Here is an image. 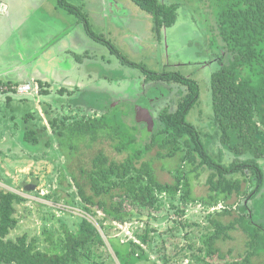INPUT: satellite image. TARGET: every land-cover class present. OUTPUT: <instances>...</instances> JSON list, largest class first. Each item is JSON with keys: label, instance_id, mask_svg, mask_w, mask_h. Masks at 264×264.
<instances>
[{"label": "trees", "instance_id": "16d2710c", "mask_svg": "<svg viewBox=\"0 0 264 264\" xmlns=\"http://www.w3.org/2000/svg\"><path fill=\"white\" fill-rule=\"evenodd\" d=\"M132 1L151 15L157 34L176 21V2ZM207 1L214 15L209 28L214 36L212 43L218 50V68L210 78L218 154L210 147L209 137L213 135L203 133L187 119L199 99L197 82L174 71L143 68L145 81L176 84L183 96L174 110L162 108L152 125L141 119L152 130L141 146L136 145V137L128 132L121 116L111 114L112 107L94 99L79 118L71 119L59 111L50 115L45 110L47 124L32 108L22 116L21 142L33 148L29 156L55 165L58 182L66 181L67 189H74L64 202L84 214L74 231L65 228L56 236L46 230L50 247L41 248L36 236L24 233L10 237L18 225L17 205L26 198L0 189V264H262L258 259L264 257V0ZM59 5L75 14L90 36L99 38L79 8L65 0H59ZM105 43L121 55L110 42ZM37 84L38 94L48 95L46 85L50 83L37 80ZM17 85L10 82L9 92L17 95ZM61 88L59 93L63 95ZM33 95L17 96L24 101ZM13 99L11 95L6 97L8 105ZM71 99L73 95L54 99L59 104L51 101L58 109L64 104L73 108L80 105ZM92 111L96 112L94 116H86ZM149 111L153 117V109ZM100 138L110 139L113 148L126 152V156L118 161L99 150L88 165H79L77 175L69 165L70 159L80 145L87 147ZM154 147L158 158L179 159L170 182L160 181L151 161L144 159ZM60 158H64L63 163ZM203 171L208 172L207 194L195 196L190 176L197 177ZM232 196L237 201L226 204ZM220 203L224 205L217 208ZM189 204L203 206L201 222H188L184 217ZM166 207L167 211L157 216ZM171 213L176 218H171ZM89 217L95 218L98 227ZM163 221H172L173 225L160 230ZM127 223L131 236L111 234L117 225ZM193 226L201 227L199 234ZM235 231L245 237L244 251L237 254L232 247L221 246L233 239Z\"/></svg>", "mask_w": 264, "mask_h": 264}, {"label": "rangeland", "instance_id": "374dc122", "mask_svg": "<svg viewBox=\"0 0 264 264\" xmlns=\"http://www.w3.org/2000/svg\"><path fill=\"white\" fill-rule=\"evenodd\" d=\"M30 1H33L35 6L33 4L28 6V0H26L28 18L24 34L15 39L13 45L6 39L9 46L4 51L0 48V58L9 60L14 58L16 63L21 64L22 59L24 61V57L27 56L31 61L28 66L22 68L27 74L33 71L51 73L53 67L59 66L61 68L58 69L69 72L72 79L67 80V85L62 84L63 86L48 79L50 83L49 86L46 85L49 88L48 95L38 94L39 87L36 80L35 83L32 82L36 86L33 98L27 97L24 101L14 99L8 107L0 104V189L15 191L26 198L24 202L17 205L18 225L11 231L10 237L14 238L26 233L30 237L36 236L41 248H48L50 242L47 240L46 230L56 236L63 233L65 228L74 231L80 216L84 213L80 208H72L64 202L66 195L72 193L74 189H67L66 181L61 184L58 182V173L53 171L55 165L39 156H29L28 153L33 148L22 144L21 133L18 131L21 128L24 113L36 108L44 118L45 124H47L45 110L50 115L58 111L67 113L71 119H74L84 115L86 105L92 103L94 99L100 104L112 107L111 114L121 116V121L126 125L128 132L136 137V145L141 146L149 140L152 132L150 126L145 125V122L138 118L142 108L150 107V110L153 109V117L157 118L162 108L174 110L183 96V90L176 84L145 81L146 75L143 68L156 72L174 71L197 82L199 99L189 111L187 119L203 133L213 135L212 138L209 137L212 143L210 147L214 154H218L217 149H220V144L214 137L216 130L212 126L210 89L211 74L218 68L217 59H215L218 50L215 48V43H212L214 40L212 28L209 29L214 21V15L206 0H161L165 3L176 2L179 7L175 23L170 27H162L158 34L153 28L151 15L132 0H65L79 8L86 16L92 32L105 42H110L121 55L113 52L110 46L99 38L90 36L83 22L75 14L60 7L59 0ZM55 7L60 13L55 10ZM73 19L77 21L76 26L72 24ZM72 30L74 31L67 39L73 40L72 37L77 35L75 41L78 43L79 49H76L78 52L72 51L75 52L73 54H70L69 50L61 52L60 47L57 50L59 44L54 46L52 43L61 38L63 33L69 34ZM44 41L47 42L44 47L47 48L45 54L43 53L44 59L48 60L42 61L44 59L40 58L38 62L40 50L36 53L32 51L35 46L43 44ZM66 41L64 38L63 44ZM83 50L84 53L79 54ZM54 51L57 52L58 57H54ZM7 64L10 66V63ZM81 82L85 85L89 84L84 88L80 85ZM61 87H64L63 95L59 93V90L63 89ZM78 89L83 91L80 92ZM72 95L71 102L76 100L80 107L73 108L71 105L64 104L61 108H56L59 103L54 99ZM150 96L160 98L151 101ZM51 100L57 104H52L54 102ZM95 113L92 111L86 113V116H94ZM5 129L7 132H3ZM2 135L6 136L5 141ZM111 143L110 139L100 138L88 143L87 147L80 145L79 152L70 159V167L78 175L79 165L82 163L88 165L90 158L99 150H102L109 158L122 160L127 153H119ZM156 152L157 148L154 147L144 159L151 161L160 181H172V172L178 165L179 159L177 157L161 159L156 157ZM60 161L63 163L64 158H60ZM207 175V171H203L197 177L191 174L192 192L195 196L207 194ZM26 184L33 185V188L26 190L24 187ZM53 190L57 192V195L52 196ZM47 195L50 197H46ZM234 201L236 202L237 198L232 196L226 204L234 203ZM223 205L220 203L217 208ZM166 211L167 207L157 216ZM98 216H102L100 211ZM203 216V206L200 204H189L184 215L188 218V222L192 220L201 222ZM171 218H176L174 213H171ZM90 219L96 223L95 218ZM171 225H173L172 221H163L160 230H165ZM96 226L98 227V223ZM191 228L196 229L194 226ZM200 229L201 227L196 229L198 234ZM100 232L104 238L103 231L100 230ZM111 234L131 236L130 224L117 225L112 229ZM244 240L243 233L235 231L233 239L221 246L223 249L232 247L237 254L244 251ZM115 261L117 262L116 259ZM258 262L264 264V257L258 259ZM184 263H187L186 259Z\"/></svg>", "mask_w": 264, "mask_h": 264}, {"label": "crops", "instance_id": "0c3cea01", "mask_svg": "<svg viewBox=\"0 0 264 264\" xmlns=\"http://www.w3.org/2000/svg\"><path fill=\"white\" fill-rule=\"evenodd\" d=\"M25 3H26V0H0V48L2 49V51L6 50V48L9 46L8 45L9 43L13 45L15 43L14 40L20 38V36L22 34H24L25 29L27 28L26 20L28 18L27 17L28 16V8H26ZM31 4L34 5L33 1L31 2L30 0H28V6H30ZM55 10L58 13H60L57 10V7H55ZM75 20L76 19L72 20V21H74V22H72L73 25H75L77 22ZM73 31L74 30L69 32V34L63 33L61 35L62 37L57 39L56 41H54L52 43V45L55 44L58 46V44H59V46L57 47V50L60 47L61 52H65V51L67 52V50H69L68 52H70V54H73L75 52L77 53L78 50H76V49L78 48L77 47L78 43H76V41H75V38L77 35L75 34L74 37H72L73 40L67 39V37ZM64 38L67 40L65 42V44H63V42H62V40ZM6 39L10 40L8 44H7L8 41H6ZM45 44H47V42L44 41L43 44L35 46V49L32 51V53H36V51L40 50L38 53L39 57L37 58L38 62H40V60H41L40 58H43V59L45 58L44 54L47 51V48H44ZM72 51H75V52H72ZM81 53H84V50L81 51L79 54H81ZM22 54H24V52H22ZM53 54H54V57L55 56L58 57L57 52L54 51ZM82 56H83V54H82ZM24 58H25V60L23 61V59H22L21 64L16 63L17 61L14 58H12V60H9L8 58H4V57L0 58V104H2V105L5 104L8 107V103L6 102V97L8 95L13 96L14 99H17V100L22 98V97H19L17 95H14L12 93L13 91L9 92L8 84L10 82L15 83V84H21L23 82H30L32 84V82H35L36 80H43V81H47V82H49V80H52V82H54V83L56 82L60 85H62V84L67 85L66 81L72 79L69 72H66L65 70L60 71L58 68H61V67H59V66L53 67V70H51V73H48L45 71H38L36 73L33 71L31 74H27L26 72H24V69H22V68H24V66L25 67L28 66L29 61H31V60H28L27 56ZM34 58H35V56L33 57V59ZM46 60H48V59H44L42 61H46ZM7 61H9V62H7ZM7 63H10V66ZM3 76H4V79H2ZM51 76H52V78L50 79ZM90 81L91 80H89V82ZM88 84L89 83H86V85L83 82L80 83V85L83 86L84 88L87 87ZM78 90H80V89H78ZM80 91H83V89H81ZM32 94H34V93H32ZM18 131H19V129H18ZM3 132H7L6 129ZM6 134L7 133H5V135ZM2 139H3V141H5L6 136L2 135Z\"/></svg>", "mask_w": 264, "mask_h": 264}, {"label": "built area", "instance_id": "2783aa9c", "mask_svg": "<svg viewBox=\"0 0 264 264\" xmlns=\"http://www.w3.org/2000/svg\"><path fill=\"white\" fill-rule=\"evenodd\" d=\"M36 86L31 84L30 82H23L16 86V94L17 95H30L36 92Z\"/></svg>", "mask_w": 264, "mask_h": 264}, {"label": "water", "instance_id": "95a60500", "mask_svg": "<svg viewBox=\"0 0 264 264\" xmlns=\"http://www.w3.org/2000/svg\"><path fill=\"white\" fill-rule=\"evenodd\" d=\"M143 111H145L146 113L142 114L141 112H139V116L138 118L139 119H142L144 120L145 122H147L148 124L152 125L154 120H153V117H152V114L150 112H148L147 108H142ZM141 115V116H140ZM26 188L28 189H32L33 188V185L29 184Z\"/></svg>", "mask_w": 264, "mask_h": 264}, {"label": "flooded vegetation", "instance_id": "af4514ba", "mask_svg": "<svg viewBox=\"0 0 264 264\" xmlns=\"http://www.w3.org/2000/svg\"><path fill=\"white\" fill-rule=\"evenodd\" d=\"M154 98H155V96H150V98L149 99H151V101H153L154 100ZM165 98V97H164ZM148 110V112H150L149 110H150V107L147 109ZM152 110V109H151ZM141 113L142 114H144V113H146L145 111H143V109H142V111H141ZM141 116V115H140ZM153 119H154V117H153Z\"/></svg>", "mask_w": 264, "mask_h": 264}]
</instances>
